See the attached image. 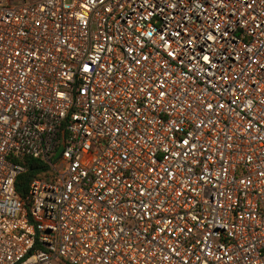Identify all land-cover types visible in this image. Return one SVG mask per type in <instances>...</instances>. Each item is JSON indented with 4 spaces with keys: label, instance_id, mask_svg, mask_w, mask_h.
<instances>
[{
    "label": "built area",
    "instance_id": "built-area-1",
    "mask_svg": "<svg viewBox=\"0 0 264 264\" xmlns=\"http://www.w3.org/2000/svg\"><path fill=\"white\" fill-rule=\"evenodd\" d=\"M0 264H264V0H0Z\"/></svg>",
    "mask_w": 264,
    "mask_h": 264
},
{
    "label": "trees",
    "instance_id": "trees-1",
    "mask_svg": "<svg viewBox=\"0 0 264 264\" xmlns=\"http://www.w3.org/2000/svg\"><path fill=\"white\" fill-rule=\"evenodd\" d=\"M26 171L20 174L16 181V188L18 194L23 198L27 199L30 191V184L33 179L40 175L46 166L39 160L27 158L24 160ZM29 205V203H27Z\"/></svg>",
    "mask_w": 264,
    "mask_h": 264
}]
</instances>
